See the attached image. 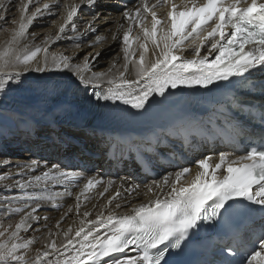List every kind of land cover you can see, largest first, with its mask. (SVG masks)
I'll return each instance as SVG.
<instances>
[{
  "label": "snow or ice",
  "instance_id": "6c2138e0",
  "mask_svg": "<svg viewBox=\"0 0 264 264\" xmlns=\"http://www.w3.org/2000/svg\"><path fill=\"white\" fill-rule=\"evenodd\" d=\"M34 2L28 0L24 3L22 0L19 28L13 29L11 38L0 47V94L13 85L19 86L23 72L32 70L42 73L52 66L69 70L85 90L92 86V95L97 102H119L136 112L145 110L151 98L165 97L168 88L207 89L220 81L228 82L227 86L257 88L264 96V80L259 84L254 82L257 73L264 76V2L260 0H203L202 3L181 0L180 5L173 0H155L154 3L152 0H139L133 7H125L122 18L129 23L126 29L123 24L118 25V32L123 30L119 39L124 60L123 71L117 69L118 75L113 73V69L117 68L116 61L106 72L85 74L90 70V62L97 60L100 53L85 56L82 64H74L73 58L64 55L49 56L48 45L53 42L51 37L45 38L43 47L21 46L34 18L50 12L56 0H52V4L45 3L42 9L37 7L25 16L23 13ZM97 2L80 0L78 5L65 4L64 7L70 10L55 40L61 39L69 25L76 33L74 39L77 42L83 35L94 33L98 15L86 23L83 31H77L74 18L82 5L94 8ZM162 6H170L167 28L163 27L165 21L158 17L156 11ZM0 8L7 13L3 0H0ZM148 17H151L150 28L146 23ZM3 20L5 14H0V21ZM136 28L140 31L133 37L131 34ZM101 39L100 36L96 37L97 42ZM117 39V33H113L112 40ZM133 40L138 42L136 49L132 48ZM149 43L154 46L151 58L146 56ZM186 49L192 51L191 59L178 54ZM137 51L139 57L135 59ZM40 53L43 56L38 58ZM75 58H79L78 54ZM130 66L136 76L134 80L126 78ZM231 99L234 107L239 106L242 111L250 110L244 107V101ZM259 122L261 135L258 141L249 142L243 155L233 156L221 151L217 157L197 159L195 176L184 183H181L182 179L191 173L188 167L162 179H153L143 186L146 190L144 195L151 193L153 196L147 203L132 205L129 212L122 216L109 211L107 216H103L102 212L97 214L95 220L85 222L82 219V226L74 236L69 235L71 227L64 232L66 243L60 247L55 242L47 244L43 251L37 250L34 259L25 256L34 241L24 239L20 233L27 232L31 222L41 219L36 215L42 207L41 201H50L53 208H59L57 198L65 195L72 197L73 192L68 188L75 185L81 189L75 194V208L79 212L81 197L85 193L104 185L103 191L99 192L100 196H104L114 182L108 180L105 183L100 178L90 176L81 186L79 181L84 178L79 173L61 171L53 164L40 175H29L26 180H15L13 185H5L6 189L15 187L22 193L14 199L23 206L10 211L23 212V215L14 228L11 224L7 227L0 225V238H4L0 239V264H183L180 258L201 222L211 223L221 216L227 219L239 211L246 212L249 217L258 214L261 227L259 231H253L247 240L236 238L232 244L225 243L219 251L223 255L227 249L231 258L222 259L220 264H264V104L259 109ZM213 159L216 160L214 164L211 163ZM37 166L35 161L16 165L21 169L17 175H24V168L34 173ZM7 179L8 174L0 175V181ZM49 184H62L65 191L54 192ZM30 188L33 191H28ZM139 188L137 184L125 191L131 195ZM136 194L139 195V192ZM118 197L119 192L116 197H110L108 203L111 204ZM4 201L6 204L10 202L7 196ZM120 207V203L115 204L116 209ZM29 208L31 210L26 211ZM71 212L72 208L69 207L61 220ZM83 216L88 217L89 213L86 211ZM256 244L259 245L258 249L249 247ZM116 254L124 255L121 258Z\"/></svg>",
  "mask_w": 264,
  "mask_h": 264
},
{
  "label": "bare ground",
  "instance_id": "6f19581e",
  "mask_svg": "<svg viewBox=\"0 0 264 264\" xmlns=\"http://www.w3.org/2000/svg\"><path fill=\"white\" fill-rule=\"evenodd\" d=\"M23 2L27 3L28 0H23ZM152 2L154 3L155 0ZM173 2L177 5L181 4V0H173ZM3 3L7 8V13H4V9L0 8V14H5V20L0 21V47L11 38L12 30L18 29L21 22L22 0H11V2L3 0ZM45 3L52 4V0H35L34 3L29 4L28 10L23 14L30 15L37 7L42 9ZM138 3L139 0H134L130 5L123 4L121 0H98L94 8L86 4L82 5L78 16L74 18L77 31H83L86 23L92 21L93 17L98 15L99 19L95 20L96 31L83 35L77 42L74 39L76 33L72 31L70 25L61 35V39L55 40V37L66 18L67 11L70 10L66 9L64 5H78L80 0H56L50 12H44L34 18L21 46L28 44L29 46L41 45L43 47L45 38L51 37L53 42L48 45L49 56L64 55L73 58L72 63L82 64L85 56L89 54L95 56L96 53H100L97 60L90 62V70L85 74L106 72L113 61H116L117 68L113 69V73L118 75L117 69L123 71L124 63L122 44L119 39L122 37L123 30L118 32V25L123 24L124 29L128 27L129 22L122 18V13L125 7L131 8ZM169 7L162 6L156 9L158 17L165 21L164 28L168 27L167 12ZM150 21L151 17H148L146 23L149 28ZM139 31L136 28L131 35L134 37ZM113 33L118 35L116 41L112 40ZM97 36L103 39L97 42ZM137 47L138 42L133 40L132 48L136 49ZM148 48L149 53L146 56L151 58L154 46L149 43ZM77 54L79 58H75ZM178 54L188 59L192 58L190 49ZM40 56H43V53H40L38 58ZM138 57L139 52L137 51L134 58L138 59ZM210 58H214V56ZM126 78L136 79L131 66L126 73ZM173 90L168 88L165 97ZM92 93L93 87L89 86L85 90L69 70L55 69L49 66L48 70L42 73L32 70L23 72L19 86L13 85L5 93L0 94V152L2 153L0 154V175H9V179L0 181V225L7 227L11 224L14 228L23 215V212L10 211V209L23 206L19 200L14 199L22 193L15 187L6 189L5 185H13L15 180H26L29 175H40L42 171H47L53 164L57 165L61 171L79 173L84 178L79 181L81 186L90 176L100 178L105 183L108 180L114 182L104 196L99 195V192L103 191L104 185H98L85 193L81 197L79 212L75 208L77 203L75 194L81 189L75 185H70L68 188L73 192L72 197L65 195L57 198L56 203L60 205L59 208H53L50 201H41L42 207L36 213L41 219L31 222L29 230L20 233L24 239L34 241L25 252L27 259H34L37 250L43 251L47 244L55 242L57 247H60L62 243H66L64 232H67L71 227L69 235L74 236L75 231L82 226L80 224L82 219L85 222L95 220L97 214L102 212L103 216H107L109 211H113L117 216H122L129 212L132 205L147 203L149 199L153 198L151 193L147 196L144 195L146 190L143 187L145 184L151 183L153 179H149L145 184H140L142 178L136 177L138 169L133 170L132 157L127 161H121L124 147L121 148L119 159L109 162V164L105 162L108 145L111 142L120 148L119 140L124 137L130 140L128 148L131 150L133 149L132 144H139L142 149H150V155L153 154V167L157 174L154 179L157 180L170 173L180 171L184 167L190 168L191 173L186 175L181 183L190 181L195 176L197 171L195 161L197 159L204 156L217 157L221 151L233 154L228 150L218 149L216 143L209 148L203 141L200 143L193 140L189 144L191 148L188 146V149H185L181 141L166 138L165 132L171 127V123L166 119L165 112L154 113L156 106L163 102L165 97L151 98V102L145 110L136 112L130 106L122 105L119 102L115 104L111 101L97 102ZM148 137H158V144L152 146L144 142ZM67 156L70 157L69 161L64 160V157ZM233 156L235 155L233 154ZM160 158L163 161L162 164L159 163L158 159ZM33 161L38 165L34 173H30L27 168H24V175H17L21 169L16 165H26ZM215 162V159L211 161L213 164ZM165 164L168 165V168H165ZM105 170L109 171L108 175L105 174ZM137 184L140 185V188L136 190L139 195L136 192L129 195L125 191L126 188ZM49 187L54 192L63 193L65 191L62 184L55 186L49 184ZM28 191H33V189L30 188ZM117 192H119V197L109 204V198L116 197ZM5 196L10 201L7 204L4 201ZM116 203L121 204L119 209L115 208ZM69 207L72 208V212L61 220L62 214ZM30 210L29 208L26 211ZM86 211L89 213L88 217L83 216ZM45 217L47 219H44ZM57 221H59V225H57ZM101 233H103V229H101ZM61 251H63L62 248ZM128 253L131 254V251L128 250ZM116 255L122 258L124 254Z\"/></svg>",
  "mask_w": 264,
  "mask_h": 264
},
{
  "label": "rangeland",
  "instance_id": "374dc122",
  "mask_svg": "<svg viewBox=\"0 0 264 264\" xmlns=\"http://www.w3.org/2000/svg\"><path fill=\"white\" fill-rule=\"evenodd\" d=\"M65 112H66V111H65ZM64 114H65V113H64ZM64 114H63V115H64ZM0 154H2V153L0 152ZM69 158H70V157H68V156H67V157H64V160L69 161Z\"/></svg>",
  "mask_w": 264,
  "mask_h": 264
}]
</instances>
